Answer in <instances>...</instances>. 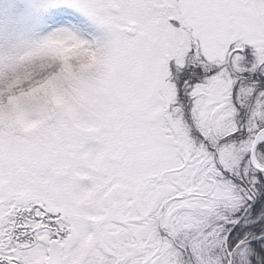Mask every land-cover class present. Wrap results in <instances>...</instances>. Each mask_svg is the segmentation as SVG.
<instances>
[{
	"label": "snow or ice",
	"instance_id": "1",
	"mask_svg": "<svg viewBox=\"0 0 264 264\" xmlns=\"http://www.w3.org/2000/svg\"><path fill=\"white\" fill-rule=\"evenodd\" d=\"M0 264H264V0H0Z\"/></svg>",
	"mask_w": 264,
	"mask_h": 264
}]
</instances>
